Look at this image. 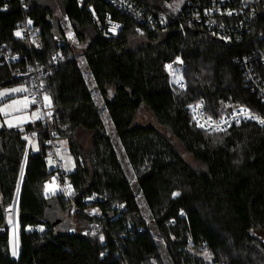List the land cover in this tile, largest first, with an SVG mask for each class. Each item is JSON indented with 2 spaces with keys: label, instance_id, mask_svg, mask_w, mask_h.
I'll return each instance as SVG.
<instances>
[{
  "label": "trees",
  "instance_id": "16d2710c",
  "mask_svg": "<svg viewBox=\"0 0 264 264\" xmlns=\"http://www.w3.org/2000/svg\"><path fill=\"white\" fill-rule=\"evenodd\" d=\"M128 1L129 12L107 0H59L75 43L84 48L79 63L52 0H0V56H18L11 66L22 73L36 64L46 69L49 128L75 160L76 169L62 173L83 210L60 224L57 215H69V205L59 195L43 196L55 171L40 119L21 130L0 127V264H205L202 253L211 254L213 264H264V126L247 120L208 133L187 108L202 103L214 120L246 108L264 120V61L249 63L251 79L242 64L264 49V12L258 10L242 31L240 19L230 20L234 34L225 39L187 20L189 3L206 6L209 0H187L177 13L161 6L171 0ZM138 10L148 22L135 17ZM107 15L121 25L114 37L106 33ZM58 54L67 62L53 67ZM167 63L180 70L183 91L171 88ZM22 82L31 87L11 80L0 58V87ZM142 109L154 125L134 122ZM103 111L130 173L105 132ZM78 131L92 133L88 153ZM26 137L36 138L37 151ZM95 194L106 200L81 203ZM15 197L17 257L10 255L6 219ZM112 206L123 208L116 218ZM92 209L106 227L94 236L85 232Z\"/></svg>",
  "mask_w": 264,
  "mask_h": 264
},
{
  "label": "built area",
  "instance_id": "2783aa9c",
  "mask_svg": "<svg viewBox=\"0 0 264 264\" xmlns=\"http://www.w3.org/2000/svg\"><path fill=\"white\" fill-rule=\"evenodd\" d=\"M107 1L123 11L129 12L133 10V4L128 0ZM189 4L191 7V12L187 18L189 22L194 23V25L201 26L208 32L225 39H230V37H232L234 34V29H232V27L229 26L228 23L230 20L240 19L238 27L240 31H242L245 29V22L252 20L258 10L264 12V0H209L206 6L199 5L200 8H198L199 6L195 7V4ZM194 7L196 9H192ZM134 15L138 20L142 22L149 21V16H147V18H142L140 10H138V12H134ZM106 22L107 35L111 37L116 36L121 28V25L113 22L109 15H107L106 17ZM95 23L96 25L99 24L98 21H95ZM109 24L111 29L109 28ZM152 28L154 29L153 26ZM112 29H115V31H113ZM22 33L26 34V29L22 30ZM142 35L143 33H139V36ZM0 58L2 64L7 65V67L9 68V76L11 80H24L31 86L28 90V93L26 94V97L29 101H32L33 98H35L36 103L31 104L35 107V109L39 111L40 121L49 135L48 140H46V145L48 146V156L50 157L52 167L55 171V174L49 183L50 185L56 186L58 190L57 194L61 197L64 203L69 205V215L75 216L81 213V211L83 210L80 209V206H78L71 197L74 190L73 186L68 183L69 181L64 177L62 173L61 161L58 157V154L61 151L59 141L53 131H51V129L49 128L53 120V112L51 109V105L47 106L48 102L44 100V96L47 94L44 90L42 78L47 74L46 69L36 64L34 67H31L30 70L22 73L20 69L11 66L12 64L20 62L18 56L1 54ZM53 58L54 59L50 62V65L53 67H59V65L67 62V59L62 54H58ZM253 58L254 60L245 58L242 63L243 69L245 71L244 73L249 79L254 78L255 76V72L250 67L249 63L256 60L264 61V49L255 54ZM169 65H171V68H169ZM171 69L172 63H167L164 65V70L169 76V83L171 88L176 92H181L185 89V83L182 80L175 81L171 76ZM187 108L191 112L193 121L196 126L208 133H221L232 126L239 125L240 123L247 120L255 121L264 126V124L260 123V120L263 119L259 118L254 113L250 112L249 110H247V114L240 111L241 109L246 108L233 109L230 112L222 114L220 117L215 118V120L214 118L209 119L210 117L204 114L202 103H195L188 106ZM251 117H256V119H252ZM225 121L227 123H225ZM216 123H219L220 129L222 130H216ZM198 124L203 125V127L198 126ZM106 197V195L100 196L95 194L88 198L82 199L81 203H92L100 199L106 200ZM111 209L115 212V214L111 212L113 218H116L123 211V208L121 206H112ZM97 216L98 215H95L92 211L86 213V217L89 220L87 229L85 231L87 234L94 236L95 234L106 231L105 224L101 220H99ZM37 229L32 228L31 231Z\"/></svg>",
  "mask_w": 264,
  "mask_h": 264
},
{
  "label": "rangeland",
  "instance_id": "374dc122",
  "mask_svg": "<svg viewBox=\"0 0 264 264\" xmlns=\"http://www.w3.org/2000/svg\"><path fill=\"white\" fill-rule=\"evenodd\" d=\"M46 1V0H41ZM187 0H171L169 3H163L161 2V6L166 9V11L169 13H177L182 5L185 3ZM156 2H160V0H157ZM54 11L53 15L54 17L61 23L62 27L65 30L66 37L69 39V41L73 44L71 49L74 53V57L79 60V63L82 62L81 54L83 52V47L78 46L77 43H75L74 36L70 30V25L66 18L62 15L61 9L58 7L59 6V0H52ZM58 3V4H57ZM109 28L110 24H109ZM113 30V29H112ZM176 62H179V59L176 60ZM82 67V66H81ZM172 78H174L175 81L182 80V75L179 69L172 67L170 70ZM83 75L85 79L89 82L88 78V73L86 70L83 69ZM16 88H24L26 91L24 92H10L7 96L0 98V108H4L6 104H11L13 100H23L24 97H26V94L28 93V87L27 85L22 82L18 84H12L9 86H4L0 87V92H3L5 90H11V89H16ZM95 101L97 105L101 108H103V104L100 101L98 97L95 98ZM32 104L29 103V106L26 109H22L19 112H14L12 109H7L8 115H5V113L0 112L1 118H0V127H6V128H12V129H22L26 125H34L39 119H34L32 117V113H37L39 115V111L35 108H31ZM15 116H27L28 119L25 120L22 123H17L15 120H13V117ZM12 120L13 125L12 127H9L6 121ZM102 120H103V125L105 128L106 134L110 137L111 142L113 144V147L115 148V151L117 153V157L119 159V162L121 163L122 167H124L125 170H127L130 173V168L128 166V163L124 157V154L122 153V149L120 148V144L116 137L113 134V128L111 123L109 122L108 118L106 117L105 111L102 112ZM135 123L142 124V125H154L155 121L153 117L145 110H140L135 116L134 119ZM91 135L92 133L87 132V131H78L76 132L75 136L77 138L78 144L82 148L83 152L88 153L90 151V143H91ZM27 142L28 145L31 146L32 151H37L38 150V143L36 141V138L34 137H27ZM59 146L61 148V151L58 154L59 160L61 161V167L62 171L65 173H71L74 171L75 168V160L72 155L69 154L68 149H67V144L64 141H59ZM187 160L189 158L185 156ZM49 164L52 167V164L49 162ZM133 179V177H131ZM133 183V181H132ZM46 188V186H45ZM44 188V190H45ZM16 198V197H15ZM139 201L140 199L137 198ZM95 215H99V212L95 209L91 210ZM144 219L147 221L146 223L149 225V227L152 225V219L148 213H144ZM7 225H8V231H9V245H10V255L17 257V254L19 252V240H18V232H19V225H18V213H17V208L16 205L14 204L7 209ZM75 220V219H74ZM97 239L102 242L103 239L101 237H97ZM15 253V254H14ZM202 260L205 262V264H213V257L209 253H202Z\"/></svg>",
  "mask_w": 264,
  "mask_h": 264
},
{
  "label": "snow or ice",
  "instance_id": "6c2138e0",
  "mask_svg": "<svg viewBox=\"0 0 264 264\" xmlns=\"http://www.w3.org/2000/svg\"><path fill=\"white\" fill-rule=\"evenodd\" d=\"M229 14H231V13H229ZM28 23H31V21H29ZM16 35L20 36L21 33L17 32ZM169 68H171V65H169ZM24 91H26V89H24V88H16V89H11V90H5L3 92H0V98L7 96L10 92H24ZM44 100L48 102L47 106L51 105V100H50V98L47 95L44 96ZM29 103H36L35 98H33L32 101H29L27 97H24L23 100H13L11 104H6L4 106V108H0V112L5 113V115H8L7 109H12V111H14V112H19L22 109H26L29 106ZM240 111L242 113L247 114V109H241ZM32 117L34 119H40V116L37 113H35V112L32 113ZM251 118L252 119H256V117H251ZM27 119H28L27 116H15V117H13V120H15L17 123H22V122H24ZM209 119H211V118H209ZM6 123L8 124L9 127L14 126L12 120H8V121H6ZM225 123H227V122L225 121ZM260 123L264 124V120H260ZM198 126L203 127V125H199V124H198ZM216 130H222V129H220L219 123H216ZM33 136H35V133H33ZM26 139H27V137H26ZM49 162L51 163V161H49ZM46 188H47V186H46ZM173 195H179V193H174ZM101 239H103V237H101Z\"/></svg>",
  "mask_w": 264,
  "mask_h": 264
},
{
  "label": "crops",
  "instance_id": "0c3cea01",
  "mask_svg": "<svg viewBox=\"0 0 264 264\" xmlns=\"http://www.w3.org/2000/svg\"><path fill=\"white\" fill-rule=\"evenodd\" d=\"M57 193H58V190H57L56 186L50 185V183H49L47 185V188H45V190H44L43 196L45 198H54V197L58 196ZM60 216H62L60 224H64L65 222L67 223L68 221L73 219V216L68 215L66 212L59 214V216L57 215V218L59 217V219H60Z\"/></svg>",
  "mask_w": 264,
  "mask_h": 264
},
{
  "label": "water",
  "instance_id": "95a60500",
  "mask_svg": "<svg viewBox=\"0 0 264 264\" xmlns=\"http://www.w3.org/2000/svg\"><path fill=\"white\" fill-rule=\"evenodd\" d=\"M16 202H17V197L15 198V200H14V206L16 205ZM110 216H111V214H110ZM4 227H5V230H6V224L4 225Z\"/></svg>",
  "mask_w": 264,
  "mask_h": 264
},
{
  "label": "bare ground",
  "instance_id": "6f19581e",
  "mask_svg": "<svg viewBox=\"0 0 264 264\" xmlns=\"http://www.w3.org/2000/svg\"><path fill=\"white\" fill-rule=\"evenodd\" d=\"M113 31H115V29H113Z\"/></svg>",
  "mask_w": 264,
  "mask_h": 264
}]
</instances>
